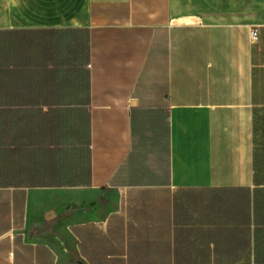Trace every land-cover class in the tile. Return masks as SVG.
<instances>
[{"label": "crops", "instance_id": "crops-1", "mask_svg": "<svg viewBox=\"0 0 264 264\" xmlns=\"http://www.w3.org/2000/svg\"><path fill=\"white\" fill-rule=\"evenodd\" d=\"M0 108V264H264V0H0Z\"/></svg>", "mask_w": 264, "mask_h": 264}, {"label": "trees", "instance_id": "trees-1", "mask_svg": "<svg viewBox=\"0 0 264 264\" xmlns=\"http://www.w3.org/2000/svg\"><path fill=\"white\" fill-rule=\"evenodd\" d=\"M5 132L8 133V139L2 138ZM14 135H16V109L0 108V146L11 147L16 141Z\"/></svg>", "mask_w": 264, "mask_h": 264}, {"label": "built area", "instance_id": "built-area-1", "mask_svg": "<svg viewBox=\"0 0 264 264\" xmlns=\"http://www.w3.org/2000/svg\"><path fill=\"white\" fill-rule=\"evenodd\" d=\"M258 40V33L256 29H250V41L256 42Z\"/></svg>", "mask_w": 264, "mask_h": 264}]
</instances>
